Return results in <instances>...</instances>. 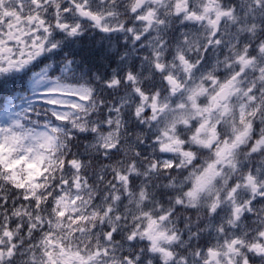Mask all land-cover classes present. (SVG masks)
<instances>
[{"label":"snow or ice","instance_id":"obj_1","mask_svg":"<svg viewBox=\"0 0 264 264\" xmlns=\"http://www.w3.org/2000/svg\"><path fill=\"white\" fill-rule=\"evenodd\" d=\"M0 264H264V0H0Z\"/></svg>","mask_w":264,"mask_h":264}]
</instances>
